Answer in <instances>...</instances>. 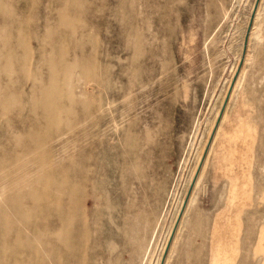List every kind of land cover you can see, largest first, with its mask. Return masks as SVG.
<instances>
[{
    "label": "rangeland",
    "instance_id": "obj_1",
    "mask_svg": "<svg viewBox=\"0 0 264 264\" xmlns=\"http://www.w3.org/2000/svg\"><path fill=\"white\" fill-rule=\"evenodd\" d=\"M54 81L84 145L71 255L42 239L75 134H50L49 168L9 156ZM0 91V190L28 218L0 264H264V0H0Z\"/></svg>",
    "mask_w": 264,
    "mask_h": 264
},
{
    "label": "bare ground",
    "instance_id": "obj_2",
    "mask_svg": "<svg viewBox=\"0 0 264 264\" xmlns=\"http://www.w3.org/2000/svg\"><path fill=\"white\" fill-rule=\"evenodd\" d=\"M55 84V81L52 82L47 89L42 91L41 96L37 97L33 101V114L40 115L41 122H38L37 125L30 127V130L25 134L14 135V137L17 138L20 143L24 144V147L26 149L23 153H14L13 151L9 155L11 156V163L14 165L12 168L17 169L19 172L26 167L21 164L24 158L23 156H28L32 153L37 152V154H40V160L42 164H44L45 167H50V158H53L55 153L52 152V155H49L48 153L44 154L40 152V149H42L43 146L49 143L50 134L54 132V130L60 129V127L64 124H68V128H70V134H75L73 135L75 136V143H80V140L77 137V129H75L76 127H74L72 123L68 122L65 118L70 112L60 107L58 101L61 97V94L57 90ZM1 92L2 91H0V93ZM68 98L70 99V101H73L72 96H69ZM9 102L10 101L8 100V98H5V100H0V104L4 107L7 106ZM76 146L77 149L73 152V155L68 158V162L70 161V165L72 166V175L70 176H72L73 182H71V177H69L70 180L66 181V179H64L62 182L61 174H63L64 172L63 164L58 166L57 175L59 176V182L57 183L56 189V200L58 201V205L57 207H55V205L50 206L49 203H47L49 206L45 209L46 214L44 216L48 220V222L49 214L52 213L54 219L51 218L52 220L46 226L47 229L44 232V238L42 240L55 238L54 253L57 255H60L61 252V254L63 255H71L76 251L77 245L75 244V239L73 237L76 233V228L74 227V225L79 216H82L84 220H87L86 213L82 209H80L79 211L73 209V205H75L76 203L74 199L75 194H83L82 182L85 180V166L84 164H80L77 160V158H79L80 161L82 159L81 157H78V154L83 152L82 150H79L81 148L84 149V145L80 143ZM1 152L2 150H0V156ZM7 172L8 171H5L4 173L6 174ZM18 176L19 175H16V177ZM19 179L20 177L16 178V182H18L21 188H33L32 184L25 183L24 181H21ZM4 189H2L3 191L0 190V251H2L4 248L2 239L7 235V226L8 224H10L9 214L11 213L12 215L19 216L24 220H28L24 213L20 211L21 206H19V204L16 203L13 198L11 199V196H9V194H11V192L13 193L15 190L13 189L12 191H5ZM34 200L38 203H42L40 197H35ZM43 204L44 202L42 203V205ZM53 212L55 213V215ZM51 223H53L54 225L53 228L50 227ZM29 245L32 246V243H29ZM67 258H69V256H67ZM54 264L61 263L60 261H56ZM67 264H76V259L70 257Z\"/></svg>",
    "mask_w": 264,
    "mask_h": 264
}]
</instances>
